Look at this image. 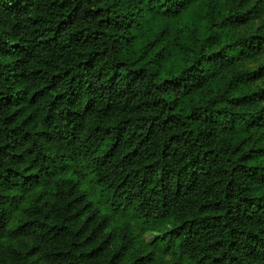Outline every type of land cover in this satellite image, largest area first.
<instances>
[{
  "label": "trees",
  "instance_id": "1",
  "mask_svg": "<svg viewBox=\"0 0 264 264\" xmlns=\"http://www.w3.org/2000/svg\"><path fill=\"white\" fill-rule=\"evenodd\" d=\"M261 55L264 0H0V264H264Z\"/></svg>",
  "mask_w": 264,
  "mask_h": 264
},
{
  "label": "rangeland",
  "instance_id": "2",
  "mask_svg": "<svg viewBox=\"0 0 264 264\" xmlns=\"http://www.w3.org/2000/svg\"><path fill=\"white\" fill-rule=\"evenodd\" d=\"M260 23H261V20L256 22L257 25ZM246 66L250 71H254V72H257L258 70L262 69L264 67V55L259 56L256 61L248 62ZM254 84L260 88L264 87V77L257 79L254 82ZM263 104H264V101H263ZM156 238L159 239L160 236L156 233H147V234L141 235L139 237V240L143 241L144 244L151 246V248L154 251V256H156V258L161 257L162 261L165 264H175V261L171 260L172 258L170 255L163 254L161 250L159 249V247H156V245H154L155 242L157 241Z\"/></svg>",
  "mask_w": 264,
  "mask_h": 264
}]
</instances>
